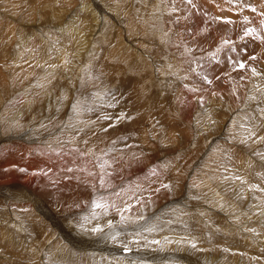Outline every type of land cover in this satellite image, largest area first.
I'll return each mask as SVG.
<instances>
[{
	"label": "rangeland",
	"instance_id": "374dc122",
	"mask_svg": "<svg viewBox=\"0 0 264 264\" xmlns=\"http://www.w3.org/2000/svg\"><path fill=\"white\" fill-rule=\"evenodd\" d=\"M161 1L156 0L155 4L154 0H0V71H8L10 74L9 80H14L16 85L26 89L43 85L37 78L42 73L69 71L71 75L75 72L77 74L80 67L86 64L84 70L92 71L93 74L85 77L81 86L90 88L91 91L81 90L80 97L92 98L94 102L97 101V98L99 99L96 94L101 95V90L105 93L103 95H106L107 89L110 90V100L117 95L115 91L118 87H115V85H118V83L115 85L110 84L108 87L115 76L114 73L110 75L107 72L113 70L122 71V78L126 81L125 86L121 87L124 92L128 90L132 83L130 79L137 78L134 71H153L156 82L166 81L168 87L171 88L165 87L164 89L169 97V116L172 115L170 109L173 110V91L180 81L191 76L190 78H194L193 80L189 79V81H192L193 90L204 89L206 91L209 89V85L203 82L204 71H233L224 80H226V86L229 87L230 93L233 91L236 94L235 108L231 110V113L228 109L221 108L223 112L219 115H224H222L224 118H221V123L224 121L223 125L219 126L217 134L211 136L205 150L199 156L197 155L193 162L194 164L197 163V166L194 165L195 168L190 169L191 171L186 176V180L184 179L185 181L181 182L182 185L180 184L176 190L177 186L173 180L162 181L164 184L171 186L170 190L175 189L177 191L176 196L169 197V200L166 199V201L162 200L158 208L156 207L142 218H135L134 222L127 218L121 221L119 216H113L114 219L120 220V222L118 220V224H115V230L120 232V240L132 239V234L135 231L142 230L143 236L147 235L145 233L148 232L149 235H152V241H159V243H153V250H143L139 246L133 245L132 252L124 253L122 245L119 243L111 240L107 241L97 233V235L88 234L85 229H77V226H74L71 222L82 217L85 219L90 216L89 218L92 217L97 221H104V215L93 217L92 208L89 206L86 210L78 211L77 214L69 218V225H72L74 229L67 228L68 232H66L71 234L73 230L79 231V235H76L75 238H79L80 243H75L70 238L66 239L61 236L62 233L56 228L55 231L46 229L48 233L43 234L44 239L42 240L44 242L42 241V244L39 243L40 238L37 237L36 232L29 235L27 230L22 235L16 233L18 235L9 241V226H5L4 230L0 232V264H19L16 260L18 258L20 261L28 260L30 264H120L117 260L125 258L131 261L129 264H264V191L251 189L253 185L257 189H264V159L254 154L257 152L264 153V141L253 142L249 140L247 143L241 142L248 135L249 129L254 128L257 137L264 136V115L260 114L258 110L253 111V109H256L257 104L264 107V57L260 58L262 53L259 49H261V46L256 43L255 39L257 40V38L252 39V35L245 37L242 41L241 37L244 31L238 28V30L240 29L237 38L239 40L236 42L235 48L237 50L247 49L246 54H242L240 57L246 62V68L244 70H233L230 65V68L227 65V56L225 55L231 47L230 44L224 45L223 48H221L222 43L212 44L215 47L207 50L200 47L202 37L207 35L215 25L214 19L211 21L209 17L206 18L210 11L208 12L205 7L214 0H207L208 3L206 0H191L190 3L187 0H163L164 3ZM90 2L93 6L94 4L97 5L96 7L99 9L97 14L100 22L99 26H94L95 28H92L93 20L81 10L82 5ZM170 2H172V5ZM219 2L222 6L228 5L230 10L234 9L235 13L238 11V13L248 18L251 17L253 19L250 18L252 28L256 30L259 28L263 31L264 0H236L235 3L229 2V0H219ZM150 9L153 11L156 9L155 13L158 14V17ZM186 9H190V11ZM202 9L206 14L201 12ZM253 9L255 10L253 11ZM51 10L55 11V14L59 17L58 19L52 17ZM131 10L132 12H130ZM160 10L165 12L162 14ZM174 14L176 15L174 16ZM224 15H220V17L226 18L227 14ZM131 16L133 20H130ZM257 18L258 21H255ZM200 21L202 24L201 31L195 35L194 33L196 29L198 30ZM233 21H235V24L237 23L236 20L233 19ZM208 23L211 24L210 30L208 29ZM256 24L261 26L256 28L254 27ZM101 25L104 26L102 34L98 31L102 28ZM57 26L61 28L60 32H58V29L56 30ZM41 27H44L46 31L51 30L48 32L49 36L47 38L36 33V29ZM135 27L139 28L135 30ZM131 31L133 32L131 33ZM85 32L90 34L88 37L90 43H88V46H90L88 48L84 46ZM262 36L264 37V31ZM196 40H199V42ZM30 42L32 44H29ZM253 45L255 48L252 51ZM86 48L87 54L84 63L80 54ZM217 49L221 50L217 52ZM210 52H217L216 59L219 62L209 64L208 54ZM254 52L259 56L251 61L250 57L253 56ZM229 54L231 55V53ZM80 59L83 60L82 64ZM196 61L209 64V67L201 69L197 67ZM220 64H223V67ZM190 68H195L196 71H190ZM250 68H254L257 75H253ZM25 71H32L33 73L22 77ZM239 71H242V73ZM197 73H200L201 76H198ZM99 74L106 79L100 82L97 79ZM216 77H219V75ZM241 77H244V79L242 80ZM245 80V86L241 88V84ZM127 83L130 84L126 88ZM220 89L223 90V86ZM32 91L35 92L34 95H37L36 89H32ZM30 95H27L26 100L32 102L33 97L30 98ZM122 95L118 96V98L121 97L119 98L121 101L115 99V102L129 104L130 99ZM250 96H254L256 99L249 100L248 97ZM102 97L104 98V96ZM225 101L229 102L228 99H225ZM221 102L216 101L213 104L215 106H213V109L217 106L220 108L223 104ZM95 105L98 107L100 102ZM207 105V103L201 106L197 105L198 108L194 110L200 111V114L196 113L199 115L196 120L197 115L194 113L190 119L191 122L190 120L183 121L172 117L170 120L166 119L167 122L164 120L154 122L153 126L155 128L148 132L151 138L148 142L142 144L144 151H153V154L156 155V163L160 165L166 162L164 161L166 159L167 161H173L172 166L170 165L173 168L176 166L174 163H182L189 156H193L195 152L192 151V147L213 133L210 129L211 119L207 114L212 113L214 110L211 111ZM93 109L90 112L94 115V121L99 116H96L97 113ZM168 122L169 124L172 123V129L167 126ZM26 135H29L27 129L23 132V137ZM153 135L157 139H153ZM146 139L148 138L142 136L143 141ZM155 142L158 143L154 145ZM181 157H184L182 161ZM177 158H179L178 162H176ZM204 166H206L205 169H203ZM173 168H170V170ZM207 168L213 170L217 175L216 177H219L217 181L213 179V182L219 184V186H216V190H221L223 208L220 206L216 210L209 209L202 199L206 190V186L203 185H206L204 172ZM195 175L197 177L202 176V180L200 178L195 180V178L192 185H190V180ZM235 176L241 177L246 183L242 185L240 180L234 179ZM199 181L202 182L201 188V185L197 184ZM12 182L7 183L5 186L13 185ZM198 188L204 191H199ZM188 192L190 196L187 194ZM196 194L199 197H195ZM223 196L227 199V202L237 204L235 208L238 217L245 214L246 219L239 217V222L230 220V217L224 212L228 206L227 202L223 200ZM201 206L205 207L206 211L204 210V213L199 216L196 210ZM98 211L100 210L96 212ZM232 212V215L236 213L235 211ZM211 213L218 218L212 216ZM7 216L9 217L8 211ZM233 216L237 217L236 215ZM188 220L190 222H187ZM240 225H242L241 228ZM29 226H31V222H29ZM236 226L238 227L236 228ZM242 228L246 230L242 231ZM104 231H109L108 226L104 228ZM249 234L253 237L251 240L247 239ZM192 244H195V247H192ZM66 249H68V255L64 253ZM59 255H61L59 259L54 258ZM153 256H161L162 258L159 262H153L150 259Z\"/></svg>",
	"mask_w": 264,
	"mask_h": 264
},
{
	"label": "bare ground",
	"instance_id": "6f19581e",
	"mask_svg": "<svg viewBox=\"0 0 264 264\" xmlns=\"http://www.w3.org/2000/svg\"><path fill=\"white\" fill-rule=\"evenodd\" d=\"M154 1L156 4V0ZM161 2L164 3L165 1L162 0ZM206 2L208 3L209 1L206 0ZM170 3L172 5V2ZM94 6L90 2L82 5L81 8V10L87 13L88 17L93 20L92 28H95L94 26H99L100 22L98 20L97 14L99 9L96 7L97 5L94 4ZM205 7L208 12L210 11L209 14L206 15V18L209 17L211 21L214 19L213 22L215 25L210 30L211 24L208 23V29L210 31L207 35L203 36L200 41V47H203L204 50L209 48L213 49V47H215L213 46L214 44H221L224 40H230L233 42L230 43V46L235 47L236 42L239 40L237 39L239 35L238 31L240 30H238V28H241L244 31L246 28L253 27L250 25V23H252L250 20L251 17L248 18L245 15L238 13V11V14L235 13L236 11L234 9L230 10L228 5L222 6L219 0H214L211 3L209 2V5H206ZM132 10L130 12H132ZM187 11H190V9ZM51 12L53 13L52 17L55 19L59 18L55 14V11L51 10ZM152 12L155 13L156 9L154 11L152 10ZM160 12L163 14L165 11L163 10L162 12L160 10ZM201 12L205 13L203 9ZM224 14H227V17L221 18L220 15L225 16ZM175 15L176 14H174V16ZM203 16L205 15L203 14ZM131 18L130 20H133V18ZM233 19L236 20V24ZM135 21L137 22V20ZM135 21L134 23H136ZM226 21H232V23H228ZM255 21H258V18ZM258 26L259 25L256 24L254 27L258 28ZM201 27L202 24L200 21L198 30L196 29L194 33L195 35L201 31ZM138 28L135 27V30ZM57 29L58 32L61 31V28H58V26L56 27V30ZM158 30H160V28H158ZM254 30L256 29L254 28ZM49 31L51 30L46 31L44 27L36 29V33L41 37L43 36L44 38L49 36ZM98 31L100 34H102L104 32V26ZM162 31L164 30L162 29ZM263 31L259 30V28L255 31L257 38L255 41L261 46V49H259L262 53L260 54L261 59L264 57V37L262 36ZM132 32L133 31H131V33ZM85 35L84 46L88 48L90 46H88V37L90 34L85 32ZM252 39L254 40V37ZM158 41L160 42L161 40L159 39ZM196 41L199 42V40ZM29 44L32 43L30 42ZM87 48L80 54L83 60L86 57L85 55L87 54ZM254 48L255 46L253 47L252 51ZM258 56L259 55L254 52L252 57H255L256 59ZM255 59H251V61H254ZM83 60L80 59L81 64ZM85 65L80 67V71H77V74L75 72L72 73V75L69 71H52L51 73L49 72L47 74L42 73L37 78L43 83V85L33 86L27 89L25 87L16 85L14 80H9L10 74L8 71H0V232L4 230L5 226H9V241L18 235L16 233H20V235H22V233H25L27 230L29 235H33L36 232L37 237L40 238L39 243L41 242L42 244L44 242V240H42L44 239V233L47 232L46 229L55 231L56 228L62 233L61 236H64L66 239L70 238L75 243H80L81 240H78L79 238H75L76 235H79V231L73 230L71 231V234L67 233V228H73L72 225H69V218L77 214L76 212L78 211L86 210V208L90 206V201L98 198L101 195H103L106 200L118 207H126L130 209L129 211L123 212V215L131 222H134L135 218L137 217H144L148 212L154 210L156 207L158 208V205L162 202V200L166 201V199L169 197L176 196V190L178 189V186H180V184L182 185L181 182L186 178L187 175H189V171H191L190 169H193V167L195 168V166H197V163H193L197 155L199 156V154L205 150V147L207 146L211 136L217 134L219 126L223 125L224 121L221 123V118H224L222 117L223 114L219 115V113L223 112L221 108L223 107L225 110L228 109L229 113H231V110H233L236 106V94H234L233 91L230 93L229 87L226 86V80H224V78L229 77V74L231 75L233 71H210L209 73L212 77V85L208 84L209 89L206 91L204 89L193 90L191 86L192 81H189V79H194L193 77L190 78L191 76H189L187 79H183L180 82L178 81L179 85L175 87L174 91L172 90L174 92V102L173 110L170 109V112H172L171 116L168 114L169 97L166 95L167 91L164 92L165 87L169 88L168 84L166 81L156 82L153 71H134L136 72L137 78L130 79V82L132 83L128 90H125V92L121 88L124 84H126V81L122 78V71H108V74L112 75V73H114L115 76L108 84V87L110 84L115 85L118 83V85H115V87H118L115 91L117 92V95L115 98L110 100V90L107 89L106 95H103L104 92L101 90V95L96 94L99 96L100 100L97 98V101L94 102L92 101V98L80 97L82 93L81 90L91 91L90 88L81 86V83L85 80V77L91 76L93 74L92 71L84 70ZM220 65L223 67V64ZM227 65L229 66L230 64ZM239 72L242 73V71ZM29 73L33 72L25 71L22 77L28 76ZM217 75H219L220 80L216 79ZM97 79L102 82L106 78L99 74ZM245 83L246 80L241 84V88L245 86ZM129 84L126 85V88L129 86ZM219 85L220 87L223 86V90L220 89ZM32 89H36L37 95H34L35 92H33ZM112 89L115 90L116 88ZM213 93H215V95H213ZM28 94H31L30 98L33 97L32 102L26 100ZM121 94H123L122 96H125V98L127 97L130 99L128 101L129 104L115 102V99L121 98H118V96H121ZM102 96H104V98ZM201 97H203V104L207 103L209 109H211V111L214 110L212 113L209 112L207 114V116H210L209 118L211 119V128H208H210L211 132L213 133L206 136L199 142L197 141V145L193 147L191 146L192 151L195 152H193L194 155L191 157L189 156L190 159L188 158L186 160H183L184 157H181V161L183 160L182 163H174V165H176L174 168L170 167V165L172 166L173 163L171 160L167 161L166 159L164 160L166 162H161V165L156 163L157 160L155 159L156 155L153 154L154 152H145L142 146V144H145V142H148L149 138H151V136L148 135V132L155 128L153 123L156 121H165L166 119L170 120L171 117L177 118L178 120L182 119L183 121H189L194 113L196 114L198 112V114H200V111H195L194 109L198 108L197 105L201 106ZM225 99H228L229 102H226ZM216 101H222L221 104H223L220 106V108L217 106L215 109H213V104ZM97 102H100L98 107L95 105ZM92 108H94L93 110L97 113L96 116H99V118L95 119L94 121V115L90 112ZM118 114L127 118H122L119 121H115V126L109 128L108 125L113 123V121L105 120L103 117L105 115L115 117ZM198 114H196V120L199 116ZM171 124L168 122L167 126H170L171 128ZM26 129L29 131V135L23 137V132ZM56 131H58V133H56ZM172 134L174 135V133ZM142 136L143 138L147 137L148 139L143 141ZM152 138L157 139L155 138V135H153ZM157 143L155 142L154 145ZM178 160L179 158L176 159V162H178ZM69 167L73 169V172L69 173L65 171V169ZM205 167L206 166H204L203 169H205ZM170 168L173 169L170 170ZM22 169L23 171H21ZM153 170H155V174H153ZM90 172L107 173L104 177L106 189L99 188L95 176L90 175ZM215 174L216 173L213 170L208 168L204 172L206 177V185L203 186H206V190L204 196H201L206 204V207L208 206L209 209L212 210H216L217 208H220V206L223 208L221 203V190H216V186H219V184L213 182V179L217 181V178H219L216 177L217 175ZM68 177L72 178L69 179ZM197 178L202 180V176L197 177L195 175L190 180V185H192L193 180H197ZM169 179L173 180V182L176 184V190L163 188L162 185L164 183L162 181L166 180L168 182ZM11 181H13V185L8 187L5 186ZM197 184H199V186L201 185L200 188L202 187V182L199 181ZM156 189L159 190L157 191ZM200 190L201 189H199V191ZM189 192L187 194L190 196ZM197 196L198 194H196L195 197ZM223 200L227 202L225 197ZM226 204L228 207L224 212L227 213L228 217H230V220L239 222V217L241 219H246L245 214L238 217L237 210L235 208L237 207V204L232 202H227ZM197 209L198 210H196V213H198L200 216L201 213H204L203 211L205 210V207L201 206ZM91 210L93 213V211H97L99 209L93 210L92 208ZM7 211L9 212V217L7 216ZM232 211L236 212L233 215H236L237 217L231 214L233 213ZM182 212L184 213V211ZM211 214L212 216L217 217L213 215V213ZM113 216L120 217L115 207L110 208L108 213L103 216L105 217L104 221H97L92 217L89 218V216V219H84V217H82L81 219L79 218L78 220L71 223L74 226H77V229H85L88 234L91 233V235H97L98 233H93L90 231V229L94 225L105 228L107 226L106 221H110L114 225L118 224L119 219H114L115 217ZM29 222H31V226H29ZM187 222L190 221L188 220ZM80 224H83V228L79 226ZM242 225L239 227L241 228ZM237 227L238 226H236V228ZM51 230H49V232H51ZM244 230L246 229L242 228V231ZM145 234L147 235H142L143 238L141 239L145 240L146 243L139 247L143 250H153L152 235H149L148 232ZM242 234L244 233L242 232ZM251 238L253 237H251L250 234L249 236L247 235V239L251 240ZM67 251L68 249H66V252H63L68 255ZM60 257L61 255L54 258L59 259ZM161 258V256H153L150 259L153 262H159ZM16 260L19 264H30L28 260L20 261L19 258ZM117 262L120 264H129L131 261H129L128 258H125L119 259Z\"/></svg>",
	"mask_w": 264,
	"mask_h": 264
},
{
	"label": "snow or ice",
	"instance_id": "6c2138e0",
	"mask_svg": "<svg viewBox=\"0 0 264 264\" xmlns=\"http://www.w3.org/2000/svg\"><path fill=\"white\" fill-rule=\"evenodd\" d=\"M187 2H191V0H187ZM229 2L235 3L236 0H229ZM255 9H253L254 11ZM228 23H232V21H226ZM249 35H252L254 38H256L255 35V30L252 28H246L243 32V35L241 37V40H243L245 37H248ZM231 42L230 40H224L221 48H223L224 45H228ZM221 49H217V52L220 51ZM217 52H210L208 54V58H209V64L213 63V62H219L216 57H217ZM247 49H240L237 50L234 46L230 47L228 49V51L225 53V55L227 56V63L231 65L233 70H244L246 68V62L240 58L241 54H246ZM231 53V55L229 54ZM250 59H255V57H250ZM191 64V62H190ZM209 64H204L202 61H196V65L197 67L201 68V69H207L209 67ZM190 71H196L195 68H190ZM250 70L252 71L253 75H257L256 70L254 68H250ZM197 75L199 76L200 73H197ZM216 79H219V77H216ZM241 79L243 80L244 77H241ZM203 82L207 83V84H211L212 83V77L211 74L207 71L203 72ZM195 90V89H194ZM203 90V89H201ZM213 95H215V93H213ZM249 100H255L256 98L254 96H250L248 97ZM200 102L201 105H203V97L200 98ZM75 107V106H74ZM259 111L260 114L264 115V107H260V104H257L256 109H253V111ZM122 118H127V117H122L119 114L116 115L115 117H111L108 115H105L103 117V119L105 120H110L113 121V123H110L108 125L109 128L115 126V121H119ZM108 130V129H105ZM255 137V139L253 140V138ZM249 140H252L253 142H260V141H264V136H260L257 137L254 128L253 129H249L248 130V135L241 141L242 143H247ZM255 155H259L262 159H264V153H254ZM23 171V169L21 170ZM66 172H73L72 168H66L65 169ZM90 175H94L96 178V181L99 185V188H103L106 189V182H105V175L107 173H89ZM153 174H155V170H153ZM69 179H71L72 177H68ZM235 180H240L241 184L243 185L244 183H246V181H244L241 177L239 176H235L234 177ZM163 188L165 189H169L171 186L168 184H163L162 185ZM251 189H255V190H261L264 191V189H257L255 185L251 186ZM250 189V190H251ZM99 190V189H98ZM157 191L159 189H156ZM90 206L93 209H99L100 212H96L93 211L92 216L95 217L97 215H106L109 211L110 208L115 207L117 213L120 215V219L121 221L125 220L126 217L123 215V212L129 211L130 209L126 208V207H118L115 204L111 203L110 201L106 200L105 197L103 195L99 196L98 198L90 201ZM107 226L109 228L108 232L104 231L103 227L100 226H93L90 231L93 233H98L102 235V238L106 239V240H111L115 243H119L120 245H122V251L124 253H130L133 251V245L136 246H141L144 243H146L145 240L141 239L142 237V230H137L132 234V239H124V240H120L119 236H120V232L115 230V225L110 222V221H106ZM81 228H83V224L79 225ZM152 243H159V241H152ZM192 247H195V244L191 245Z\"/></svg>",
	"mask_w": 264,
	"mask_h": 264
}]
</instances>
